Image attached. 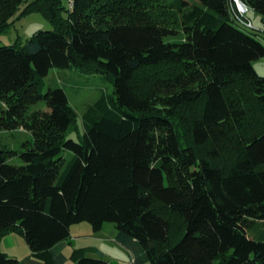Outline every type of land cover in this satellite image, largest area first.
Listing matches in <instances>:
<instances>
[{
  "label": "trees",
  "instance_id": "1",
  "mask_svg": "<svg viewBox=\"0 0 264 264\" xmlns=\"http://www.w3.org/2000/svg\"><path fill=\"white\" fill-rule=\"evenodd\" d=\"M241 1L264 32V0ZM35 12L54 29L0 47V131L33 135L0 145V264H113L65 255L83 222L115 224L131 264H264L260 32L229 0H0V36ZM55 68L110 84L80 117L61 85L43 92ZM15 231L23 262L1 250Z\"/></svg>",
  "mask_w": 264,
  "mask_h": 264
},
{
  "label": "rangeland",
  "instance_id": "2",
  "mask_svg": "<svg viewBox=\"0 0 264 264\" xmlns=\"http://www.w3.org/2000/svg\"><path fill=\"white\" fill-rule=\"evenodd\" d=\"M32 1L34 0H29V2ZM63 2L65 6L69 5V0H63ZM247 16L253 22L254 27L258 29L257 32H260L259 38L264 43L261 15L253 9H250ZM52 29H54V26L41 13L35 12L21 18L17 14L15 22L9 31L0 36V47L10 46L20 42L25 43L36 32ZM254 67L259 75L264 76V57L255 61ZM109 84L102 75L82 73L76 69L62 70L55 68L46 77V87L43 92L46 93L50 86L61 85L69 97L70 104L81 117L86 106L96 101L100 97L101 92L107 89ZM35 108L46 109L44 103L39 104ZM80 124L84 132L82 120ZM32 139L33 135L23 129L0 131V145H5L16 151L24 150L25 144L32 141ZM9 162L16 165L22 164L19 156L9 159ZM115 236L116 228L113 223H107L100 232H95L92 224L88 222L75 224L71 227V240L74 242L64 247V253L67 257H70L74 249L97 247L104 254L106 261H117L118 264H131L132 258L130 253L116 242ZM1 250L7 253L9 257L16 258L22 262L30 256V248L24 235L20 231H15L7 235L2 240ZM87 257L100 258V254L89 253ZM65 264L74 263L68 260Z\"/></svg>",
  "mask_w": 264,
  "mask_h": 264
},
{
  "label": "built area",
  "instance_id": "3",
  "mask_svg": "<svg viewBox=\"0 0 264 264\" xmlns=\"http://www.w3.org/2000/svg\"><path fill=\"white\" fill-rule=\"evenodd\" d=\"M230 1V8L234 19L239 23L241 26L251 29L253 31H257L254 27L253 22L247 17L248 14V7L241 1V0H229Z\"/></svg>",
  "mask_w": 264,
  "mask_h": 264
},
{
  "label": "crops",
  "instance_id": "4",
  "mask_svg": "<svg viewBox=\"0 0 264 264\" xmlns=\"http://www.w3.org/2000/svg\"><path fill=\"white\" fill-rule=\"evenodd\" d=\"M126 250V249H125ZM127 251V250H126ZM128 253H130L129 251H128ZM130 256H131V253H130ZM131 258H132V256H131ZM111 262H113V264H118L117 263V261H111Z\"/></svg>",
  "mask_w": 264,
  "mask_h": 264
}]
</instances>
